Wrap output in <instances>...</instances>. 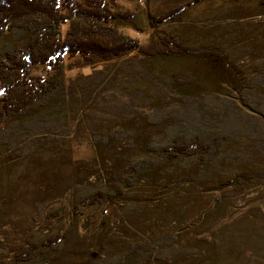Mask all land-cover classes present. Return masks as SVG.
Returning a JSON list of instances; mask_svg holds the SVG:
<instances>
[{
  "label": "rangeland",
  "instance_id": "obj_1",
  "mask_svg": "<svg viewBox=\"0 0 264 264\" xmlns=\"http://www.w3.org/2000/svg\"><path fill=\"white\" fill-rule=\"evenodd\" d=\"M110 1L142 43L166 34L220 54L65 56L69 95L0 124V264H264V0ZM28 37L1 30L0 53ZM106 79L114 91L87 101ZM197 133L206 161L167 151Z\"/></svg>",
  "mask_w": 264,
  "mask_h": 264
},
{
  "label": "trees",
  "instance_id": "obj_2",
  "mask_svg": "<svg viewBox=\"0 0 264 264\" xmlns=\"http://www.w3.org/2000/svg\"><path fill=\"white\" fill-rule=\"evenodd\" d=\"M112 9L110 0H0V31L21 29L29 33V37L21 41L22 47H19V50L8 49L0 53V124L17 115L27 117L39 109L43 111L44 107L50 106L58 97L70 92L62 70L65 56H80L77 58L79 63L86 61L91 64L113 59H129L133 54L139 55L140 59L147 56L145 60L158 56L220 54L217 48L214 50L211 45L195 47L166 34H158L155 39L142 43L122 32L113 20ZM180 10L164 14L158 23L177 20ZM65 23H69L70 28L64 34L60 29ZM42 63H50L57 74L51 78L33 80L29 77L33 66ZM144 68L140 76L142 77L143 73L146 75L145 79H154L157 73L147 65ZM174 78L177 88L182 85L178 82L185 83L178 81L175 76ZM107 79L98 88L96 86L94 91H88L87 101H97L96 98L105 92L106 87L114 91ZM129 96V109L141 104L140 101L134 100L133 93ZM184 124L187 126L186 122ZM177 139L173 140V144L168 146L170 150H167L172 151L173 156L201 152L206 161L205 155L211 149L207 150L203 135L197 133L184 141ZM238 180L243 181V178ZM251 181L254 179L251 178ZM155 251V248L154 251L151 250L153 254ZM126 258L129 259L128 256ZM144 259L139 260L140 262L134 261V264H142Z\"/></svg>",
  "mask_w": 264,
  "mask_h": 264
}]
</instances>
